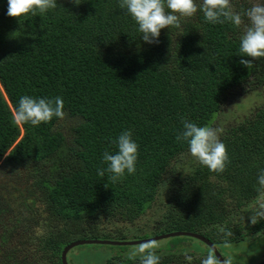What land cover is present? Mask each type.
Wrapping results in <instances>:
<instances>
[{
    "label": "trees",
    "instance_id": "trees-1",
    "mask_svg": "<svg viewBox=\"0 0 264 264\" xmlns=\"http://www.w3.org/2000/svg\"><path fill=\"white\" fill-rule=\"evenodd\" d=\"M57 3L19 20L8 16V0H0V166L25 173L27 181L16 184L33 198L24 203L26 211L49 228L36 235L43 258L62 264L67 245L97 239L93 235L139 236L150 224H135L154 210L149 232L155 236L198 233L219 248L223 227L233 233L231 246L264 240V220H249L264 170V108L222 133L231 161L224 172L193 160L191 169L175 165L189 154L187 142L176 139L183 120L213 127L228 93L245 87L256 70L261 76L252 84L264 92V58L249 68L240 63L251 59L238 55L242 30L206 22L198 12L182 22V31L162 29L159 42L148 44L120 0ZM26 95L62 97L66 116L77 121L72 139L57 130L61 119L40 126L15 122ZM125 130L139 145L137 170L112 183L98 170L107 168L103 153L118 151L114 141ZM162 241L155 250L161 264H200L210 249L189 237ZM140 259L120 256L106 264Z\"/></svg>",
    "mask_w": 264,
    "mask_h": 264
},
{
    "label": "clouds",
    "instance_id": "clouds-1",
    "mask_svg": "<svg viewBox=\"0 0 264 264\" xmlns=\"http://www.w3.org/2000/svg\"><path fill=\"white\" fill-rule=\"evenodd\" d=\"M76 3V0H74ZM77 4V3H76ZM121 9L128 14L139 26L142 40L145 43H158L162 29L175 28L182 31V22L202 12L206 22L212 24L231 23L242 30L239 37L240 63L249 68L257 58H264V0L252 4L247 9L237 10L233 0H120ZM58 7L57 0H8L9 17L21 19L29 15H36L37 11L45 13ZM62 97L33 98L23 96L18 102L14 113L17 123H30L40 126L51 122L54 118L63 120L66 116ZM183 130L176 139L178 142H187L190 155L200 164L212 172H224L231 162L225 143L221 140L224 132L222 127L198 126L195 122L183 120ZM117 152L103 153L106 169H99L98 175L104 177L105 171L112 183L122 181L125 174L136 173L138 162V143L133 139L131 130L123 131L114 141ZM257 201L254 210L249 216L251 224L255 225L264 220V170L257 176ZM223 235L224 247H231L229 238L233 236L231 230L220 228ZM158 245L155 241L140 244L132 256L141 257L140 264H161V257L155 251ZM200 264H221L210 248L207 255L201 259ZM231 264V260L225 262Z\"/></svg>",
    "mask_w": 264,
    "mask_h": 264
},
{
    "label": "rangeland",
    "instance_id": "rangeland-1",
    "mask_svg": "<svg viewBox=\"0 0 264 264\" xmlns=\"http://www.w3.org/2000/svg\"><path fill=\"white\" fill-rule=\"evenodd\" d=\"M254 2V1H253ZM257 2H260L257 1ZM252 3V2H251ZM256 3V2H255ZM250 4V3H249ZM250 7V6H249ZM262 105L261 100L255 96V95H248L245 96V91L243 89H236L234 91H231L227 95V99L224 101V103L221 106V110L217 116V119L214 121V127H222L224 131L226 128H230L232 125L234 126L238 122L244 121L246 117H250L251 113L254 109L260 107ZM77 125V121L75 119H71L68 116H66L63 120H61L57 125V130L61 132L67 140H71L73 136V128ZM190 160H193L192 163L197 162L195 158H193L190 153L188 154V157L185 155H181L176 161L175 165H178L179 168H184V170L191 169L190 167ZM2 176L9 177L10 180H12L15 184L20 178L23 179L22 181H27L26 176H24V172L20 173L19 176L16 174H13L11 170L5 169ZM22 174V175H21ZM6 179V178H5ZM20 186V183L18 184ZM22 187V192L18 191V188H15L12 191V188L10 189V192L12 191V194H19L17 197L13 198H3L0 197V209L4 210V213L1 214V217L3 219H7L8 221L12 220V222H18L20 224L21 230H17L15 233L10 231V234H14L15 238L21 235L20 240H25V238L30 241L34 238V235L38 237H42L43 235H46L49 232V228H44L43 225H37V221L32 218L29 212L26 211V207L24 206V203L28 201L30 204L33 202V198H29L27 195V189L26 187ZM17 189V192L15 191ZM40 195L36 194V200L38 198V209L44 210L45 204H43L40 200ZM30 199V201H29ZM253 209L255 208L256 204L253 205ZM156 210L152 212H148L141 220H139L135 225L134 229H137L139 227H142L144 225L150 224L148 229L145 232H142L139 234V236H135L136 233L134 231H130L124 234H120V236H107L104 237L102 235H93L92 238L97 239H127V241H135L142 240V239H150L154 237L155 233L149 232L151 231V222L153 219V215ZM49 214H47V219ZM56 223L55 225H57ZM58 227V226H57ZM57 227H54L57 228ZM130 227V226H129ZM117 229L125 230V226H117ZM173 239V238H171ZM38 240V238H37ZM170 239L164 240L161 243L167 244ZM195 241L196 245H202L203 243L197 239H193ZM26 241V240H25ZM27 241V242H28ZM116 241V240H115ZM160 242V241H158ZM157 243V242H156ZM202 243V244H201ZM158 245V244H157ZM194 245L193 250L194 251H200L201 248ZM137 246H103V245H87L75 248L71 250L68 254V263L69 264H106V261L115 257H123L126 258L128 256H132L131 253L138 247ZM126 248V249H124ZM218 248V247H217ZM264 249V240H259L252 242L250 240H247L246 242L240 244V245H233L231 247H219L218 250L220 254L223 256L225 261L231 260V264H258L264 260V251L261 253V251ZM261 253V254H259ZM47 264V263H43Z\"/></svg>",
    "mask_w": 264,
    "mask_h": 264
},
{
    "label": "flooded vegetation",
    "instance_id": "flooded-vegetation-1",
    "mask_svg": "<svg viewBox=\"0 0 264 264\" xmlns=\"http://www.w3.org/2000/svg\"><path fill=\"white\" fill-rule=\"evenodd\" d=\"M257 1L259 0H233L235 4L236 2H239L238 3L239 5H236L238 10L247 9L249 8V6H252V4H254L255 2L257 3ZM257 74H259L258 70L253 72V75L251 74L250 79L247 81L248 82L247 85L242 89L243 91H245V96L255 95L257 99L259 98L262 102V105L258 108L262 109L264 108V99L262 96L256 95L258 91L255 89V85L252 84V82L257 81L258 78H260L261 74L259 75ZM259 91L260 92L258 93L264 95V92L262 90ZM256 109H254L253 112L256 111ZM253 112L251 113V115L253 114ZM4 172H9V171H5V168L1 167L0 197L3 198L17 197L19 194L17 193L12 194V191L15 188H17V184H15L12 180H10L9 177L2 176ZM11 188L12 191L10 192ZM0 211L2 210L0 209ZM14 223L20 224L18 222H14V221L12 222V220L8 221L7 219H3L0 214V264H43V263L52 264L51 258H48V260L47 259L45 260L43 258L45 256L43 255L42 250H39V245L37 243V239L35 235H34V239H31L30 241H28L25 238L26 241L22 239L19 242L21 235L15 238L14 234L9 233L10 231L15 233L17 230H21V228H15L16 225Z\"/></svg>",
    "mask_w": 264,
    "mask_h": 264
},
{
    "label": "water",
    "instance_id": "water-1",
    "mask_svg": "<svg viewBox=\"0 0 264 264\" xmlns=\"http://www.w3.org/2000/svg\"><path fill=\"white\" fill-rule=\"evenodd\" d=\"M177 237H189L193 239H197L204 243L206 246L209 248H214L215 249V254L217 258L220 260L221 264H225V259L223 256L220 254L218 248L210 242L206 237L198 234V233H190V232H173V233H168V234H162L158 236H154L150 239H142V240H135V241H127V242H119L115 240H99V239H94V240H77L65 247V249L62 251V264H68V254L71 250L80 247V246H86V245H103V246H137L142 243L148 242L149 240L151 241H162L170 238H177ZM258 264H264V260Z\"/></svg>",
    "mask_w": 264,
    "mask_h": 264
}]
</instances>
